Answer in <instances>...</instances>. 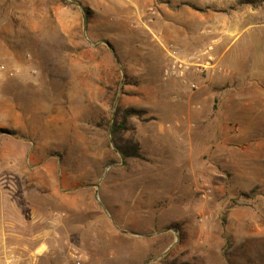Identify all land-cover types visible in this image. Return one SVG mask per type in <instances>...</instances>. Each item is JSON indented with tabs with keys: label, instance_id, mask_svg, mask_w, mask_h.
Wrapping results in <instances>:
<instances>
[{
	"label": "rangeland",
	"instance_id": "1",
	"mask_svg": "<svg viewBox=\"0 0 264 264\" xmlns=\"http://www.w3.org/2000/svg\"><path fill=\"white\" fill-rule=\"evenodd\" d=\"M241 1L0 0L6 264H264V31L213 26L264 23V0ZM37 6L57 15L27 42ZM153 15L166 52L213 45L227 71L166 76L168 53L137 47Z\"/></svg>",
	"mask_w": 264,
	"mask_h": 264
},
{
	"label": "crops",
	"instance_id": "2",
	"mask_svg": "<svg viewBox=\"0 0 264 264\" xmlns=\"http://www.w3.org/2000/svg\"><path fill=\"white\" fill-rule=\"evenodd\" d=\"M2 1V6L4 5V1L5 0H1ZM219 1V0H216ZM30 9L29 10V16H31L30 19L25 18L26 22H27V27H23V18L19 19V22H17V27L20 25V27L22 26V30H26L28 33V36H25V40L27 42H30L29 40L35 39V38H39V35L37 33H41L42 32V28L45 24V22H43L42 16H46L47 18L53 17L55 15H57V9H53L51 10L49 6H37V8H27ZM10 9L7 7L2 9V14H1V21H0V26L2 25H7L9 23L10 17H12V14L9 11ZM60 10V9H59ZM67 12V11H66ZM27 14V11L25 13H21L18 12L16 14V16L21 17L22 15ZM144 14V15H143ZM226 14H231V12H226ZM141 15H143V18L146 20L147 18H145V13H141ZM159 15H161L159 13ZM15 16V15H14ZM218 16V15H216ZM49 17V19H50ZM160 16L158 15H153V17L149 20V23L145 26L142 27V29L139 30V32L141 33H137L136 36V41H137V47L139 48H145V49H150V51H153V53H151V56H160V61L162 63H166L168 61L167 59V52L163 46L164 42L167 40L168 37H170L168 35V30L166 28H168L167 26L164 25V23L162 22V19L159 18ZM54 18V17H53ZM194 20H195V24H200L199 26H197L196 32L200 31L201 32V20H202V15L201 14H197L195 13L194 15ZM217 22L213 21V26H215L214 28H216L215 30L217 32H222V33H232L234 31L236 32H245L249 29H257L256 32H262L264 31V23L261 24H256V23H240V22H236L233 24H222L221 22H219L220 19H218L216 17ZM19 27V28H20ZM2 28V27H0ZM2 30H4L2 28ZM173 33H176L177 30H172ZM222 35L218 40L221 41L222 39L224 41L229 40L228 35ZM180 35V34H179ZM172 36V35H171ZM201 34L197 33V36L194 37V42L195 43H201L200 42V37ZM2 41V40H0ZM6 47H11V44L9 43V41L4 40L2 41ZM230 45H228V47L234 43V41H230ZM178 45L180 47H182V49L186 52L189 48H191L192 46L189 45L186 37H181L179 39V43ZM150 51H147L150 52ZM150 55V54H149ZM148 55V56H149ZM220 63L221 61H223V59H219ZM226 61V60H225ZM229 61V59L227 60ZM260 62V66L262 68V71L264 72V56L262 59H259ZM221 76V75H220ZM211 78V77H210ZM213 80V82H220V77L219 76H212L211 78ZM15 208V207H14ZM17 208V207H16ZM5 201L3 198H1L0 195V264H6V260L4 259V256H7V252H8V248L9 247H13L12 245H10V236L9 235V231L5 228L7 227L11 222L10 218H8L7 216V212L5 210ZM12 240V239H11ZM23 242V239H19L17 238V245L19 246L21 243ZM12 243H14V241L12 240ZM42 244H40L37 248H35V252L41 250ZM11 249V248H10Z\"/></svg>",
	"mask_w": 264,
	"mask_h": 264
},
{
	"label": "built area",
	"instance_id": "3",
	"mask_svg": "<svg viewBox=\"0 0 264 264\" xmlns=\"http://www.w3.org/2000/svg\"><path fill=\"white\" fill-rule=\"evenodd\" d=\"M213 45H210L202 51L181 56L179 51L172 47L168 50L169 62L164 70L166 76H177L184 78L186 72L194 70L199 74H206L208 72L225 73L227 70L220 65L219 59H216L213 54ZM197 88L196 84H193Z\"/></svg>",
	"mask_w": 264,
	"mask_h": 264
},
{
	"label": "trees",
	"instance_id": "4",
	"mask_svg": "<svg viewBox=\"0 0 264 264\" xmlns=\"http://www.w3.org/2000/svg\"><path fill=\"white\" fill-rule=\"evenodd\" d=\"M250 2H252V0H243L241 1V4L243 5H246V4H249ZM215 90H219L218 87L215 88ZM218 99L216 98L215 101H217ZM131 110H128L126 113H130ZM128 115V114H127ZM127 115L124 116V118L122 119V122H124V120L126 119ZM119 123L117 125V123L113 124L112 126V136H113V140L115 141L116 143V147L117 149L119 150V152L124 156V157H139V153L135 150H130V151H127L126 150V147L122 146L121 144L118 143L117 141V137H118V134L119 132L121 131V128L124 127V124L123 123Z\"/></svg>",
	"mask_w": 264,
	"mask_h": 264
}]
</instances>
